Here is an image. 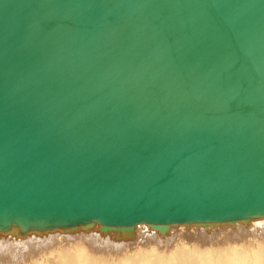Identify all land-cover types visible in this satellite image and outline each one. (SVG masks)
Returning <instances> with one entry per match:
<instances>
[{"label":"water","instance_id":"obj_1","mask_svg":"<svg viewBox=\"0 0 264 264\" xmlns=\"http://www.w3.org/2000/svg\"><path fill=\"white\" fill-rule=\"evenodd\" d=\"M264 218V0H0V233Z\"/></svg>","mask_w":264,"mask_h":264},{"label":"bare ground","instance_id":"obj_2","mask_svg":"<svg viewBox=\"0 0 264 264\" xmlns=\"http://www.w3.org/2000/svg\"><path fill=\"white\" fill-rule=\"evenodd\" d=\"M0 264H264V218L180 224L165 235L146 224L118 234L99 226L24 237L0 233Z\"/></svg>","mask_w":264,"mask_h":264}]
</instances>
